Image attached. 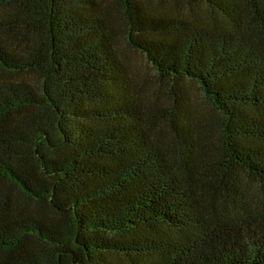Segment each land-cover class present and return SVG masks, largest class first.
Masks as SVG:
<instances>
[{"label": "trees", "instance_id": "obj_1", "mask_svg": "<svg viewBox=\"0 0 264 264\" xmlns=\"http://www.w3.org/2000/svg\"><path fill=\"white\" fill-rule=\"evenodd\" d=\"M0 264H264V0H0Z\"/></svg>", "mask_w": 264, "mask_h": 264}]
</instances>
